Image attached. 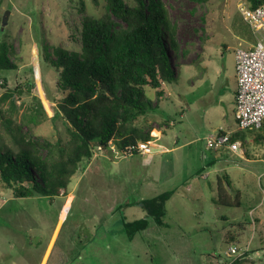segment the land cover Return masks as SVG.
<instances>
[{"label":"rangeland","instance_id":"1","mask_svg":"<svg viewBox=\"0 0 264 264\" xmlns=\"http://www.w3.org/2000/svg\"><path fill=\"white\" fill-rule=\"evenodd\" d=\"M124 1L135 5V0ZM161 1L175 27L176 47L166 40L175 80L165 84L162 97L146 91L152 109L134 123L141 131L150 130L149 154L123 156L116 148L95 153L80 163L66 194L54 198H16L0 183V264H218L232 243L253 250V262L247 264H264V248L256 249L264 241L258 223L264 227V205L263 215L255 219L256 206L264 204V157L247 162L229 154L227 164L207 165L208 158L221 159V150L206 149V138L219 128L237 129L234 51L253 39L238 9L247 0ZM104 4L0 0V24L10 14L0 42L12 46L10 59L17 66L0 71V96L14 89L17 110L11 125H19L22 134L68 140L56 115L63 94L56 90L58 73L50 63L57 48L80 51L83 17L101 16ZM259 132L264 134V129ZM254 139L253 154H263L264 143ZM153 144L169 152H158L163 148ZM224 173L233 191L241 193L240 207L212 204L215 196H199L196 187V197L187 191L188 182H210L212 187ZM170 191L174 193L159 226L138 203ZM139 219L147 220V228L129 239L123 222ZM230 235L237 241L228 239Z\"/></svg>","mask_w":264,"mask_h":264},{"label":"trees","instance_id":"2","mask_svg":"<svg viewBox=\"0 0 264 264\" xmlns=\"http://www.w3.org/2000/svg\"><path fill=\"white\" fill-rule=\"evenodd\" d=\"M260 4L261 0H247L250 9ZM166 40L176 47L175 27L161 0H135V5L105 0L101 16L85 15L80 51L57 48L56 60L50 63L58 73L56 90L63 94L56 103V115L63 121L68 140H39L22 134L19 125L12 126L11 117L17 110L15 91L6 89L0 96V183L16 198L65 195L80 163L91 159L97 147L107 150L113 141L116 149L122 150L139 141H151L150 130L141 131L134 123L152 109L146 91L162 97L165 84L175 80ZM11 53L12 46L1 41L0 71L17 69ZM237 137L234 133L231 141ZM230 190L228 175L218 176L215 204L240 207V193ZM173 193L164 192L138 204L161 226L165 203ZM147 225L146 219L123 222L129 239ZM249 254L231 264L249 263Z\"/></svg>","mask_w":264,"mask_h":264},{"label":"built area","instance_id":"3","mask_svg":"<svg viewBox=\"0 0 264 264\" xmlns=\"http://www.w3.org/2000/svg\"><path fill=\"white\" fill-rule=\"evenodd\" d=\"M240 14L247 23L254 43L245 48L241 44L234 51L235 59V110L236 126L239 130L256 132L264 125V0L255 9L243 4L238 7ZM149 143L138 142L119 150L123 156L134 153L149 154ZM110 149H115L113 141L108 143ZM108 148V149H109ZM227 148L233 153H241V144L231 141L230 133L221 128L206 138V149L220 150ZM105 151L97 147L95 153ZM249 251L248 246L232 243L225 252V258L219 259L218 264H231L237 258L243 257Z\"/></svg>","mask_w":264,"mask_h":264},{"label":"crops","instance_id":"4","mask_svg":"<svg viewBox=\"0 0 264 264\" xmlns=\"http://www.w3.org/2000/svg\"><path fill=\"white\" fill-rule=\"evenodd\" d=\"M253 36V35H252ZM254 43V37H253V39L251 40V41H246V42H243V43H240L243 47H245V48H247V47H249L251 44H253ZM234 78H235V73H234ZM235 92H236V80H235V90H234ZM234 92V93H235ZM233 108H234V110H235V94H234V98H233ZM234 119H235V116H234ZM220 129V128H219ZM262 129H264V127L262 128ZM261 129V130H262ZM223 130V129H222ZM224 131V130H223ZM260 131V130H259ZM259 131H256L255 133H257L256 134V136H253V135H250V134H243L242 133V131L241 130H239L238 128L237 129H235V130H232V131H230V132H227V133H230V135H231V137L233 136V134L234 133H237V135H238V137L235 139V141H238V142H240V144H241V153L238 155V154H236V153H233L232 151H230L229 149H227V148H222V149H220L221 150V152H219V154L217 155L218 156V158H221V159H218V160H215V158L216 157H214V158H212V159H210V158H208L207 159V165H209V164H212V166H214L215 165V163H216V161H217V163L218 162H220V161H222V162H224V163H228L227 162V156H229V154H233L234 156H236V157H238L239 159H242V160H245V161H251L252 159H259L260 158V155H262L261 157H264V152H263V154H261V152H259V154L258 155H256V154H253V153H255V151H253L252 150V145L250 144V141L252 140V138L254 139V137H255V139L257 140V141H260L261 143H264V134H262L261 132H259ZM225 132V131H224ZM254 139V140H255ZM155 140V139H154ZM154 146H160V145H157V144H153ZM160 147H162L163 148V150H159L158 148V152H161V153H166V152H169V150L167 149V148H165V147H163V146H160ZM260 148H262V149H264V144H263V146H261ZM260 148H259V150H260ZM171 151V150H170ZM151 154V153H150ZM222 158H224V159H222ZM250 158V159H249ZM217 159V158H216ZM208 174H209V172L207 173L206 172V174H204L203 176H205L206 178L208 177ZM224 174H227V173H224ZM228 175V174H227ZM219 175H217L216 177H218ZM228 177H229V180H230V184H231V189H232V191L230 190V193H233V185H232V181H231V179H230V176L228 175ZM193 182V181H192ZM195 182V181H194ZM195 184L194 183H189L188 182V184H187V191H191V190H193V188L194 187H196V189L197 190H199L200 191V193H199V196H201V195H203V193H207V195H214L215 197H214V199L212 200L213 202L215 201V199H216V181H214V183H213V186L211 187V185H210V182H208L207 184H204V185H202V184H199V185H196V186H194ZM263 185V186H262ZM261 186L263 187L262 188V190H263V192H264V183L263 184H261ZM244 188V187H243ZM235 191H238L239 193H240V191L239 190H235ZM192 193H193V195H195V197H196V194L194 193V190L192 191ZM246 194V197L247 198H249L250 200H252V197H251V195L249 196V193L247 194V193H245ZM240 196H241V193H240ZM241 198H242V196H241ZM251 202V201H250ZM212 203V202H211ZM212 204H215V202L214 203H212ZM262 205H264L263 203H260L258 206H256V220H259L258 219V217H261V215H263L262 214V209H261V207H262ZM250 211H252L253 212V208H252V210L250 209ZM259 223V229H260V231H261V233H262V230L264 229V227L262 226L261 227V222L259 221L258 222ZM227 235H229V233H227ZM227 238L228 239H231V241H237L236 239H237V237L236 238H234L232 235H230V236H227ZM259 241H263V237L259 240ZM264 242V241H263ZM263 242H260V244H259V246H257V248L256 249H262V248H264L263 247V245H264V243ZM250 251L249 252H252L253 250H251V248L249 249ZM247 259H248V261H252V259L250 258V254L247 256ZM250 259V260H249ZM253 262V261H252Z\"/></svg>","mask_w":264,"mask_h":264},{"label":"water","instance_id":"5","mask_svg":"<svg viewBox=\"0 0 264 264\" xmlns=\"http://www.w3.org/2000/svg\"><path fill=\"white\" fill-rule=\"evenodd\" d=\"M9 12L5 13L1 19V24H0V31L2 32L8 22V18H9Z\"/></svg>","mask_w":264,"mask_h":264},{"label":"bare ground","instance_id":"6","mask_svg":"<svg viewBox=\"0 0 264 264\" xmlns=\"http://www.w3.org/2000/svg\"><path fill=\"white\" fill-rule=\"evenodd\" d=\"M148 152H149V149H148Z\"/></svg>","mask_w":264,"mask_h":264}]
</instances>
